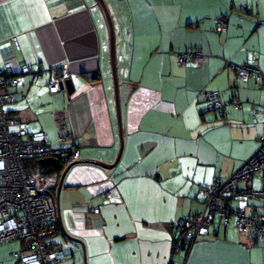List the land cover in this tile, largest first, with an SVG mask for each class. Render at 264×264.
<instances>
[{"label":"crops","instance_id":"1","mask_svg":"<svg viewBox=\"0 0 264 264\" xmlns=\"http://www.w3.org/2000/svg\"><path fill=\"white\" fill-rule=\"evenodd\" d=\"M109 2L121 33L124 145L119 161L104 167L90 161L114 163L119 136L108 32L94 0H0V63L34 70L12 89L9 104L23 105L7 111L30 131L45 130L54 146L81 152L59 199V180L53 190L55 240L66 254L59 264H264V242L234 225L175 248V223L205 208L200 189L239 169L264 133V84L233 68L256 59L264 73V0ZM191 49H200L203 61L180 64L179 53ZM65 65L75 91L51 93L50 69ZM215 90L224 113L204 111L206 93ZM245 201L233 204L261 200ZM22 247L20 240L1 244L0 264H18L13 254Z\"/></svg>","mask_w":264,"mask_h":264},{"label":"built area","instance_id":"2","mask_svg":"<svg viewBox=\"0 0 264 264\" xmlns=\"http://www.w3.org/2000/svg\"><path fill=\"white\" fill-rule=\"evenodd\" d=\"M216 29L219 32L226 29L223 17L217 20ZM203 59L200 49L178 55L180 64H197ZM233 68L240 78H254L264 84V73L256 65V59L249 64L233 65ZM33 71L28 63L21 65L18 72L9 63H0V245L9 240L23 243L22 249L13 254L18 264H59L66 259L55 240L59 223L53 190L60 172L44 173L39 164L41 159L53 157L67 166L79 160L81 152L72 147L54 146L45 130L30 131L26 122L7 111L6 105L16 100L12 89L22 83L21 75ZM95 76L93 73L87 75L89 78ZM70 77L72 74L66 65L51 68L50 92H59L60 83ZM233 103L236 107L242 105L240 99ZM224 110L221 93L217 90L207 92L204 111L224 113ZM256 111L252 109L253 115ZM63 140L60 136L59 141ZM255 177L260 181L258 188L248 185ZM107 196L111 197V193L107 192ZM199 196L204 201V210L175 223L176 249L182 247L183 241L189 248L197 239L208 236L216 220L225 228L233 224L241 233L252 236L256 244L264 242V133L257 150L239 169L226 179L216 177L210 185L200 189ZM250 198L260 199L263 204L260 208L233 204L235 199Z\"/></svg>","mask_w":264,"mask_h":264},{"label":"water","instance_id":"3","mask_svg":"<svg viewBox=\"0 0 264 264\" xmlns=\"http://www.w3.org/2000/svg\"><path fill=\"white\" fill-rule=\"evenodd\" d=\"M94 5L99 9L108 32V49H109V61L111 66V75H112V83L115 95V108H116V117H117V126H118V136H119V151L116 157V160L111 165H106L101 161H93L90 162L97 163L104 167H113L120 159L123 145H124V130H123V121H122V106L120 100V74H119V65H118V37L121 36V33L117 30V25L115 22V18L113 15V10L109 0H94ZM60 88L66 89L70 94H73L75 91V85L73 78H67L60 83ZM82 160H76L75 162L70 163L67 166H63L62 162L57 158H44L40 160V163L44 166H56L58 169L62 170L59 178V186H58V195L62 188L63 180L68 172V170L77 163H80ZM85 161V160H84ZM81 242V241H80Z\"/></svg>","mask_w":264,"mask_h":264},{"label":"trees","instance_id":"4","mask_svg":"<svg viewBox=\"0 0 264 264\" xmlns=\"http://www.w3.org/2000/svg\"><path fill=\"white\" fill-rule=\"evenodd\" d=\"M39 166L41 167V169H42V171L44 172V173H54V172H60L61 170L60 169H58L56 166H54V165H52V166H44V165H42V164H39ZM250 199H254V198H250ZM236 200V199H235ZM246 201H249V199H246ZM245 201V202H246ZM247 203V202H246ZM252 203V202H251ZM263 204V202H259L257 205L256 204H249L248 203V205L249 206H254V207H256V208H260V206ZM239 205V204H238ZM231 225H233V224H231ZM218 226V224H217V222H215V224L211 227V229L213 228V227H217ZM230 226V225H229ZM210 233H211V230H210ZM202 238V237H201ZM198 240V239H197ZM195 242V241H194ZM193 242V243H194ZM192 243V244H193ZM182 244L183 245H186L187 243L186 242H182ZM189 248H190V246H189Z\"/></svg>","mask_w":264,"mask_h":264},{"label":"rangeland","instance_id":"5","mask_svg":"<svg viewBox=\"0 0 264 264\" xmlns=\"http://www.w3.org/2000/svg\"><path fill=\"white\" fill-rule=\"evenodd\" d=\"M39 80H40V79H39ZM37 82H38V81H37ZM36 85H37V84H36ZM18 102H19V100H18ZM22 105H23L22 103L8 104V105H6V108H7L8 110H17V109H20V107H21ZM17 114H18V113H17ZM17 114L15 113V114H13V116L19 119V114H18V115H17ZM33 126L37 127V129L40 128L38 125H30V128H33ZM241 203H243V202H241ZM216 222H217V220H216Z\"/></svg>","mask_w":264,"mask_h":264}]
</instances>
